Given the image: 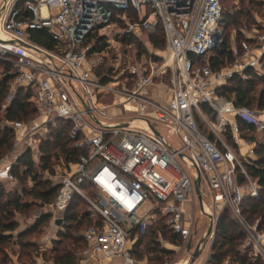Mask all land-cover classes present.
Returning a JSON list of instances; mask_svg holds the SVG:
<instances>
[{
    "label": "built area",
    "instance_id": "obj_1",
    "mask_svg": "<svg viewBox=\"0 0 264 264\" xmlns=\"http://www.w3.org/2000/svg\"><path fill=\"white\" fill-rule=\"evenodd\" d=\"M258 1L264 7V0ZM258 23L241 30L244 39L239 43L233 38L234 60L214 68L211 57L223 51L225 43L222 0H0V62L9 64L14 75L2 111L20 87L32 91L37 109L30 122L12 123L16 142L0 159V182L7 188L17 186L13 168L19 156L30 150L39 163L41 138L62 120L70 125V138L80 154L64 167V174L55 173L59 190L47 212L64 227V213L79 196L102 218L101 225L83 232L88 246L78 254L80 264H153L136 258L133 235H145L158 218L188 244L193 226L197 232V170L208 220L205 232L212 223L209 241L215 239L220 215L228 211L245 232L241 254L264 264V224L249 222L242 211L246 199L261 196L262 186L246 167L254 161L256 142L242 135L239 124L246 121L264 135V109L236 105L218 91L234 77L247 79L249 70L264 74V18ZM118 24L123 25V36L133 37L162 28L165 48L159 68L154 61L130 64L123 71L125 81L115 80L110 69L99 73L105 50L92 52V44L85 42ZM33 30L47 32L51 45L33 42ZM166 76L169 98L160 101L151 91L156 79ZM112 92L113 101L104 104L101 98ZM157 124L177 136L181 147ZM228 135L233 144L224 139ZM87 184L95 189L93 199ZM217 264L234 263L227 257Z\"/></svg>",
    "mask_w": 264,
    "mask_h": 264
},
{
    "label": "trees",
    "instance_id": "obj_2",
    "mask_svg": "<svg viewBox=\"0 0 264 264\" xmlns=\"http://www.w3.org/2000/svg\"><path fill=\"white\" fill-rule=\"evenodd\" d=\"M224 1L222 4L224 7ZM253 1V0H252ZM254 3L261 7L264 13V7L262 3L258 0H254ZM224 15L226 19L227 28V15L224 9ZM115 19H119L117 16ZM259 27V26H258ZM226 28H225V38H226ZM95 36L91 35L85 45L90 44L89 42ZM30 38L33 42L49 47L51 45V39L48 33L45 31H30ZM105 37L98 38L94 44H92V52H101L107 48V43L104 39ZM133 36L124 35L122 41L125 43H132ZM243 39V38H242ZM151 40L156 48H165V38L162 28L151 33ZM230 44L225 40L223 51L215 52L211 57V62L214 68H222L226 61L232 62L234 57L230 51ZM264 60V59H263ZM0 70H2V75L0 77V159L6 157L12 152L16 137L14 130L12 128V123L15 121H25L30 122L34 117L37 116V109L33 103L32 91L20 87L17 89L16 95L13 102L6 111H2V104L7 100L8 95L12 89V82L14 80V75L11 73L12 67L9 64L0 62ZM248 78L242 79L240 77H234L228 81L226 85L221 87L218 91L221 95H225L229 99H234L236 105L239 106H249L256 107V109H264V74H257L253 70L247 71ZM262 85V89L258 94H254L258 85ZM205 111H208L209 115H213L212 110L204 107ZM241 129L248 134L256 132L255 127L243 120H239ZM70 125L62 120H59L56 125L50 126L49 133L41 138L39 147L41 151L40 162L36 163L31 155V151L27 150L24 154L19 156L15 162L13 172L18 179V185L16 190H8L7 187L0 182V264L10 261L6 245L10 243L13 239L12 232H14L18 223L10 217L13 212L24 211L31 207L32 204L29 202H23L25 194L32 196L34 199H39L43 203L50 205L54 202L59 185L53 182V177L55 176V166L52 165V159H59V152L61 157L64 156L66 165L76 162L80 151L74 147L73 140L69 135ZM250 141L256 142V155L257 159L251 164H246L247 170L255 178L258 179L260 185L262 186L261 196L257 199H246L242 205V211L247 220L251 223L260 220L264 224V143L257 141L255 135L244 136ZM232 142V137L227 138ZM58 149V151L56 150ZM58 154V155H57ZM60 157V158H61ZM36 168H41L43 172H48L49 177L39 178L36 173ZM23 182V185L21 184ZM21 184V186H20ZM89 193H94L95 189L92 185H86ZM25 193V194H24ZM82 205L87 206V201L79 196H76L69 208L64 213V228L67 231H61L59 233V240L55 241V246L51 251V258L56 264H76V256L82 251H84L88 244L86 243L83 234L79 237L73 235V230H79L83 225L88 228L93 225H101L102 218L99 215L97 219L92 213H87V211L80 212ZM94 219H93V218ZM52 215L46 213L37 218V226L35 228H40L43 224L51 221ZM93 220H96L93 222ZM87 221H89V226L87 227ZM158 222V221H157ZM156 222V223H157ZM159 231L157 229H152L151 225L146 234L142 236L133 235L134 244L132 251L136 258L141 261V239L146 238L148 234H155L157 231L163 236H167L170 233V240L172 243H177L179 237L173 234L168 226L165 224L164 220H159ZM83 230V232H84ZM30 230L20 232L18 236V241H14V244L18 243L21 249H28L35 247L34 241H23V238L29 234ZM82 232V233H83ZM9 233V234H8ZM67 240H71L73 248H78V254L74 255L70 246L60 247ZM245 232L241 228L240 224L235 220L228 211H224L218 220L217 230L215 240L212 245V256L209 259L211 264L220 263L223 259L231 257L234 264H262L261 261H254L247 254L242 255L239 251V246L244 243ZM156 241V242H155ZM158 242H161L158 240ZM157 240L152 238V245L147 243L146 247L150 253H153V257L158 256L161 258V254H166L167 250L164 248H159ZM156 244V245H155ZM37 248V247H36ZM157 258V257H156ZM153 258V259H156ZM157 258V259H159ZM160 260V259H159ZM153 264H157L154 260H145Z\"/></svg>",
    "mask_w": 264,
    "mask_h": 264
},
{
    "label": "rangeland",
    "instance_id": "obj_3",
    "mask_svg": "<svg viewBox=\"0 0 264 264\" xmlns=\"http://www.w3.org/2000/svg\"><path fill=\"white\" fill-rule=\"evenodd\" d=\"M224 9L227 15V28H226V38L225 40L229 43H232V38L234 36L237 37L238 43L244 38V34L242 33V29H249L252 30L254 27H258V19L264 18V13L258 5L254 3V0H225L224 1ZM123 25L118 24L114 26L112 29L107 28L106 30H102L101 32H97L95 36L91 39L89 43L94 44L98 38L105 37V41L107 43V48L105 49V65L103 68L100 69L99 73H105L108 71V69L111 70L112 75L116 77L115 80L125 81V77L127 75V72L123 73L124 69L128 67L130 64L135 63H146L147 65L150 64L151 61H154L157 65L156 67L159 68L164 61L162 58L164 49L156 48L154 45L150 46L149 42H153L151 40V33L152 31H147L141 33L140 36H135L132 39V43H125L122 41L123 37ZM155 32V31H154ZM108 34V35H106ZM227 64H229V61H226ZM2 70H0V77ZM122 85V84H121ZM169 85V78L166 76L163 78V81L160 78L156 79V83L154 87L152 88V95L160 101H166L169 98V95L167 93V88ZM121 86H119L120 88ZM262 85H258L256 90L254 91V94H258L259 91L262 89ZM114 99L113 92L109 95L101 98V101L104 104H110ZM253 109H256V107H252ZM118 119V118H117ZM117 119H114L117 121ZM201 128L207 133H210V130L200 122ZM157 127L159 131L163 133L165 137L169 139V141L175 145L176 147H181L180 140L177 136H173L171 134V131L163 126L158 125ZM255 135L256 140L264 143V135H260L257 132H254L252 134L246 133L244 130H242L243 136H249V135ZM230 136V135H228ZM228 136L224 137L227 143L233 144L234 139H232V142H230L227 138ZM58 151V149H56ZM61 157L60 152L58 153ZM57 154V155H58ZM59 159H52V162L55 167L56 175L61 176L64 174V167L66 166V162L64 160V156H62ZM187 169V168H186ZM188 172L191 174V171L187 169ZM36 173L38 174L39 178H46L49 177L48 172H43L41 168H36ZM57 178V177H56ZM53 179L52 183H57L58 181ZM19 183V182H18ZM23 185V182L21 183ZM20 184V186H21ZM204 185V181H203ZM8 190H16L17 186L13 188H7ZM25 194V193H24ZM88 195L91 199L94 198V193H89ZM25 199H23V202H29L32 204L37 205H31V207L24 211H18L13 212L10 219L16 221L18 223L17 229L12 232L13 240L10 241L9 244L6 245L7 248V254L10 261H6L4 264H37L38 261H44L46 263H50L53 261L51 258V253L44 250H40L38 242L42 240V238L51 230V224L50 221L43 224L40 228H35L37 226V218L40 216V213L47 211L48 205L42 204L43 202L39 199H34L32 196H29L25 194ZM189 207V206H188ZM194 207V208H193ZM194 217H195V223L198 221V228H199V235L193 236L192 242L193 246L195 247L200 240L202 234V226L204 225L205 221H208L206 216L204 215L201 204L199 199L196 197L194 198ZM80 212L87 211V213H92L97 219V216L93 214L91 210V206L87 201V206L82 205ZM192 211H189L191 213ZM93 218V217H92ZM94 219V218H93ZM160 218L157 219V223L153 224L152 229H159V223ZM96 220H93L95 222ZM206 222L204 230L207 228ZM57 224L61 225L62 221L60 218L57 219ZM89 226V221H87V227ZM86 226L83 225L79 228V230H73V235L76 237H79L81 234H83V230ZM26 231L30 230L29 234L23 238V241H34L36 246L33 248L28 249H21L19 244H14V241H18V231ZM62 231V230H61ZM60 231V232H61ZM64 231H67V228H64ZM156 232L155 234H148L146 238L141 239L140 243L142 244L140 247L141 249V261L145 260H154L157 264H211L209 262L210 258H207L206 260V252L209 250V243L212 245L213 242H210L208 239V243L205 246V250L201 253V255L194 261H192L191 256H188V253L186 251L187 249V243L183 239H178L179 241L177 243H172L170 240V233L167 234V236H163L162 234H159V232ZM194 233V229H193ZM9 234V233H8ZM195 235V234H194ZM199 236V237H198ZM155 238L158 242L160 240L161 242H158L159 245H156L159 248H164L167 250L166 254H161V258L158 256L153 257V253H150L146 247L147 243H150L152 245L151 241L152 238ZM156 242V241H155ZM53 246H55V243H53ZM70 246V249H72V253L75 255L78 254L79 249L73 248L71 244V240H67L63 243L60 247H66ZM37 247V248H36ZM241 246H239L240 249ZM240 251V250H239ZM241 253V252H240ZM248 255V254H247ZM159 259H157V258ZM156 258V259H153ZM143 261V262H144ZM76 264H80L78 256H76Z\"/></svg>",
    "mask_w": 264,
    "mask_h": 264
},
{
    "label": "crops",
    "instance_id": "obj_4",
    "mask_svg": "<svg viewBox=\"0 0 264 264\" xmlns=\"http://www.w3.org/2000/svg\"><path fill=\"white\" fill-rule=\"evenodd\" d=\"M233 38H235L236 39V41L238 42V39H237V37L236 36H234ZM233 38H232V40H233ZM244 39V38H243ZM257 159V155L255 154V156H254V160H256ZM189 206V207H188ZM191 204L190 203H188L187 204V211L189 212V211H191ZM194 212V211H193ZM47 213V211H45V212H42V213H40V216L41 215H45ZM206 222L207 221H205V223H204V225L202 226V230H201V234H203L204 232H205V230H204V227H205V224H206ZM50 224H51V230L42 238V240L40 241V242H38V245H39V248H40V250H44V251H51L52 250V248L54 247L53 246V243H55V241L56 240H59V233H60V231L62 230H64V227H61V225H59V224H57V222H54V220H53V218H51V221H50ZM197 232H196V230H194V236H196V235H199V228H198V221H197ZM194 227L195 226H193V229H194ZM20 232H22V230L21 231H18V234L20 233ZM199 237V236H198ZM202 237V236H201ZM196 247V246H195ZM194 246L192 247V250H194V248H195ZM209 249H210V246H209ZM205 250V249H204ZM203 250V251H204ZM186 251H187V249H186ZM202 251V252H203ZM209 251V250H208ZM208 251L206 252V260H207V258H209V255H208ZM188 253V252H187ZM190 254L188 253V256H189ZM191 256V255H190ZM145 262H148V261H144L143 263H145ZM107 264V263H106Z\"/></svg>",
    "mask_w": 264,
    "mask_h": 264
},
{
    "label": "water",
    "instance_id": "obj_5",
    "mask_svg": "<svg viewBox=\"0 0 264 264\" xmlns=\"http://www.w3.org/2000/svg\"><path fill=\"white\" fill-rule=\"evenodd\" d=\"M154 131H155L157 136H160L159 132H157L155 129H154ZM201 181H202L201 172L199 170H197V177L195 179L194 186H195V192H196V194L198 196V199H199L200 204H201V208L203 210V206H202V200L203 199H202V193H201ZM211 230H212V223L208 227V229L205 232V234L200 238V240L198 241V243H197L196 247L194 248V250H192V247H193L192 239L188 242V244H187V252L191 255L192 261L196 260L201 255L202 251L205 249V246L208 243L207 241H208L209 235L211 233Z\"/></svg>",
    "mask_w": 264,
    "mask_h": 264
},
{
    "label": "bare ground",
    "instance_id": "obj_6",
    "mask_svg": "<svg viewBox=\"0 0 264 264\" xmlns=\"http://www.w3.org/2000/svg\"><path fill=\"white\" fill-rule=\"evenodd\" d=\"M105 57H106V56H104V61H103V62L99 65V67H98V68H99V71H100V69L103 68L104 65H105ZM184 264H185V263H184ZM186 264H187V263H186Z\"/></svg>",
    "mask_w": 264,
    "mask_h": 264
}]
</instances>
